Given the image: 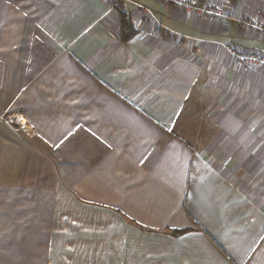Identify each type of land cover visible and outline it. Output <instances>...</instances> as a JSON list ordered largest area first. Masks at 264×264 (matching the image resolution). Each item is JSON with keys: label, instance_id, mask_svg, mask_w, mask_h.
<instances>
[{"label": "crops", "instance_id": "obj_1", "mask_svg": "<svg viewBox=\"0 0 264 264\" xmlns=\"http://www.w3.org/2000/svg\"><path fill=\"white\" fill-rule=\"evenodd\" d=\"M199 1L0 0V264H264V0Z\"/></svg>", "mask_w": 264, "mask_h": 264}, {"label": "built area", "instance_id": "obj_2", "mask_svg": "<svg viewBox=\"0 0 264 264\" xmlns=\"http://www.w3.org/2000/svg\"><path fill=\"white\" fill-rule=\"evenodd\" d=\"M164 1L170 2L173 5L177 6L178 8H182L186 11L193 10L202 15H212V16L219 17L218 16L219 14L217 11L211 8H206V7L201 6V3L199 0H164ZM114 5H117V2H114ZM258 30L264 35V27H258ZM225 50L232 52L236 60H240V61L252 60L254 62L264 65V60L257 58L256 56H247V55L238 54L236 52L231 51V48L229 46H225Z\"/></svg>", "mask_w": 264, "mask_h": 264}, {"label": "trees", "instance_id": "obj_3", "mask_svg": "<svg viewBox=\"0 0 264 264\" xmlns=\"http://www.w3.org/2000/svg\"><path fill=\"white\" fill-rule=\"evenodd\" d=\"M121 37L123 40L128 39L135 31L133 30V28L131 27V24L129 22V20L122 15L121 16ZM170 232L174 233V234H179L182 231L179 230H171Z\"/></svg>", "mask_w": 264, "mask_h": 264}]
</instances>
